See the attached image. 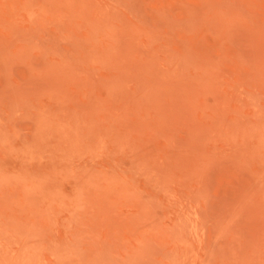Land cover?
Listing matches in <instances>:
<instances>
[{
	"label": "rangeland",
	"instance_id": "rangeland-1",
	"mask_svg": "<svg viewBox=\"0 0 264 264\" xmlns=\"http://www.w3.org/2000/svg\"><path fill=\"white\" fill-rule=\"evenodd\" d=\"M0 264H264V0H0Z\"/></svg>",
	"mask_w": 264,
	"mask_h": 264
}]
</instances>
